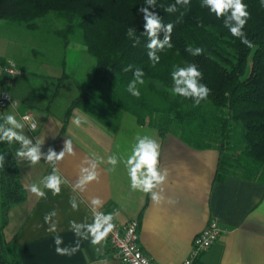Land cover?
<instances>
[{
    "label": "crops",
    "instance_id": "1",
    "mask_svg": "<svg viewBox=\"0 0 264 264\" xmlns=\"http://www.w3.org/2000/svg\"><path fill=\"white\" fill-rule=\"evenodd\" d=\"M76 45V44H74ZM81 60L87 53L77 44ZM65 48V47H64ZM0 59H11L21 71L6 75L0 83L14 103L0 110V116L14 114L17 119L26 112L37 118V128L31 131L25 123L24 133L33 140L43 139L42 152L48 148L59 152L66 139H71L75 156H66L59 162L60 174L68 181L61 193L53 196L43 189L47 198H38L27 186L39 181L51 172V166L43 159L36 165L18 158L20 147L13 142L10 149L17 161L19 180L25 189V198L12 205L7 212V221L2 229L6 240H13L22 264H123L116 257L108 238L101 245L92 246L90 241H81L80 251L72 256L58 255L53 237L63 238L61 247L74 246L77 240L69 230V221L92 222L89 202L100 197L104 213L119 210L114 222L123 223L138 219L139 243L153 264H178L187 255L192 238L215 217L224 230L219 238L197 259L196 264H264V184L244 180L238 175L227 174L216 178L219 152L216 148H195L185 143L173 128L164 135L152 126L139 125L135 118L121 116L115 128L103 125L88 115L82 108H75L66 117L72 99L88 84L71 86L72 75L59 62L58 69L46 63L44 55L39 65L30 68L27 56L8 51L7 44L0 41ZM62 78V79H60ZM84 111V112H83ZM82 120L76 127L73 119ZM137 135H148L160 144L161 167L167 168L169 176L159 205L149 195L130 189V181L123 163L115 170L107 164V158L116 154L127 158ZM101 157L99 182L90 183L86 190L73 192L81 162L85 157ZM42 187V186H41ZM75 196L79 210L73 211L69 204ZM169 199L174 203H169ZM55 210L53 218L57 233H49L44 221L46 213ZM99 248V251H97Z\"/></svg>",
    "mask_w": 264,
    "mask_h": 264
},
{
    "label": "trees",
    "instance_id": "2",
    "mask_svg": "<svg viewBox=\"0 0 264 264\" xmlns=\"http://www.w3.org/2000/svg\"><path fill=\"white\" fill-rule=\"evenodd\" d=\"M243 2L250 13L243 31L252 47L231 36L222 19L200 6L201 0L177 5L175 13L165 8L176 0H156L149 11L174 27L173 46L158 52L160 62L155 67L148 59L145 21L139 11L147 7L146 0H0V19L35 28L38 19L53 13L62 23L51 30L61 45H82L94 58L91 78L70 102L66 117L82 108L109 128H115L124 113L161 135L174 128L185 143L218 150L216 178L234 174L264 184V6L261 0ZM130 27L138 44L127 35ZM163 36L161 32L159 38ZM189 45L203 53L192 56L186 51ZM189 63L198 66L201 83L211 89L199 106L170 91L174 67ZM129 64L133 71L139 67L145 73L144 84L137 85L139 98L126 90L134 78L133 71L123 70ZM227 150L232 160L223 156ZM0 154L5 158L0 167V264H22L14 241L6 240L2 229L9 208L24 200L26 193L10 145L0 141ZM232 164L238 169L232 170Z\"/></svg>",
    "mask_w": 264,
    "mask_h": 264
},
{
    "label": "clouds",
    "instance_id": "3",
    "mask_svg": "<svg viewBox=\"0 0 264 264\" xmlns=\"http://www.w3.org/2000/svg\"><path fill=\"white\" fill-rule=\"evenodd\" d=\"M190 0H176L175 4L168 5L165 8L167 13H175L177 5L187 6ZM147 7H142L139 11L143 14L144 33L147 35L148 42L146 48L147 55L153 67L160 62L158 52L165 48H171V33L173 31V24H164L161 17L152 11L150 8L156 7V0H146ZM261 5L264 6V0H261ZM202 8H207L210 14H213L217 19L223 20V26L228 29L231 36L240 39L247 47H252L253 43L246 37L243 29L250 19L248 6L243 0H201ZM163 33V39L159 38L160 33ZM129 38H134L138 44L139 39L135 37L133 28L127 30ZM192 56H199L203 53L200 47L193 48L189 45L186 48ZM11 63V61H9ZM125 72L133 71V65L129 64L124 69ZM144 71L136 67L133 71V79L127 85V91L134 97L139 98L140 90L137 85L144 84ZM172 87L170 89L174 96H180L185 99H191L194 106H199L202 101L207 100L211 93V89L206 84L201 83L203 73L194 63H189L186 66L174 67L171 72ZM31 120V117L25 115L20 120L14 114H6L3 116V123H0V141L11 145L13 142L18 143L20 147L16 150L15 155L23 160H27L31 165L38 164L42 159L51 166V172L44 176L39 183H33L27 186V189L38 198L46 199L47 195L43 189L50 190L53 196L61 193L62 185L68 181L60 174L58 169L59 162L63 161L66 156H75V150L71 139L64 141V146L61 151L57 152L53 148H48L47 153L42 152L41 146L44 144L43 139H36L35 143L25 133V123ZM86 121L81 117L76 116L73 123L76 127H80ZM31 131L36 129V124L29 125ZM161 151L158 141L148 135H137L132 144L131 152L127 158L118 157L116 154L110 155L107 158V164L112 166L115 170L118 163H123L127 171L130 181V189L132 191H139L145 195H149L152 202L156 205L163 203L166 197L164 193V185L167 182L169 171L167 168L161 167L160 162ZM5 158L0 154V167L4 166ZM104 163L101 157H85L79 168L78 178L72 186L73 192L79 190L83 192L87 186L92 182H99L100 172L99 165ZM42 186V187H41ZM82 202V201H80ZM75 196L70 197L69 204L73 211L79 210V203ZM169 203H174L171 199ZM104 201L100 197H92L89 202L90 212L92 214V222H76L69 221V230L77 237L74 246L61 247L63 238L56 234L54 244L55 251L58 255L72 256L80 251L81 241H90L92 246L101 245L102 241L106 239L116 225L114 220L120 215L119 210L114 209L112 212L104 213L100 211L103 207ZM57 213L55 210L46 213L44 221L49 227L46 229L49 233H57V223L53 219ZM99 251V248H97ZM147 264V261H144Z\"/></svg>",
    "mask_w": 264,
    "mask_h": 264
},
{
    "label": "rangeland",
    "instance_id": "4",
    "mask_svg": "<svg viewBox=\"0 0 264 264\" xmlns=\"http://www.w3.org/2000/svg\"><path fill=\"white\" fill-rule=\"evenodd\" d=\"M37 22V27L26 28L8 20L0 19V41H2V44H7L9 52L15 51L27 56V65L30 68L39 65L41 60L44 59V55L46 59H49L46 63L51 64L53 69H58L60 66L59 62L64 61L65 71L72 75L71 86H77L75 85L76 83L84 85L94 68V58L87 54L81 60L76 43H71L66 48L61 45L60 39L51 31L56 27L62 26V23L58 22L53 13L38 19ZM125 114L126 117H132L128 113ZM225 155L229 159V156L233 157L228 150L223 154V156ZM230 167L232 170L238 169L234 164Z\"/></svg>",
    "mask_w": 264,
    "mask_h": 264
},
{
    "label": "built area",
    "instance_id": "5",
    "mask_svg": "<svg viewBox=\"0 0 264 264\" xmlns=\"http://www.w3.org/2000/svg\"><path fill=\"white\" fill-rule=\"evenodd\" d=\"M20 72L13 60L0 59V80L6 75H14ZM12 103H14V100L0 83V110ZM25 115L31 117L30 121L25 122L28 127L31 123H35L37 128L35 114L26 112L21 117ZM114 223L116 227L108 234L107 238L120 262L123 264H144V261H147V264H153L151 259L143 252L139 243V220L129 219L123 223ZM224 230L226 229L220 225L215 217L210 218L207 224L194 235L186 257L178 264H196L199 256L219 238Z\"/></svg>",
    "mask_w": 264,
    "mask_h": 264
}]
</instances>
